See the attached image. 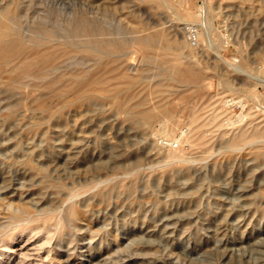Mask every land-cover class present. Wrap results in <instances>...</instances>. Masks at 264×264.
Listing matches in <instances>:
<instances>
[{"label":"rangeland","instance_id":"1","mask_svg":"<svg viewBox=\"0 0 264 264\" xmlns=\"http://www.w3.org/2000/svg\"><path fill=\"white\" fill-rule=\"evenodd\" d=\"M21 1L65 34L0 51V264H264V0Z\"/></svg>","mask_w":264,"mask_h":264},{"label":"bare ground","instance_id":"2","mask_svg":"<svg viewBox=\"0 0 264 264\" xmlns=\"http://www.w3.org/2000/svg\"><path fill=\"white\" fill-rule=\"evenodd\" d=\"M20 1H21V0H20ZM20 1H18V0H8V1L6 2V4L4 3V6H2V4H0V5H1V6H0V46H1L0 51L4 48V49H5L4 52H6L5 54H7L8 52L10 53V51L12 50V45H14V44H22L23 46H24L25 44H26V45H27V44H30V45H31V44H37V43L40 42V41L38 42V40H37L38 37L47 38L46 35H47V34H51L50 32H52V33H54L55 35H57V36H54L53 39H52V38H49V39H51V41H52V40L55 41V39H56V41H61V37H62V36H61L60 34H61V32H62V34H63L64 31L62 30V31L60 32V34H59L58 31H54V30L48 28L47 25H46V22H44V21H43L42 23H40V24H39V22L37 23V22H31V21L28 22V23L22 24V23H21V20H20V18H21V17H20V16H21L20 14H21V13L19 14ZM21 2H22V1H21ZM45 3H46V2H45ZM47 17H48V16H47ZM24 20H25V19H24ZM39 21H40V20H39ZM36 24H37V25H36ZM38 25H39V27L42 26L41 28H39L41 32H38V27H37ZM40 25H41V26H40ZM100 25H101V24H100ZM64 27H65V26H64ZM64 27H63V28H64ZM66 27H68L67 30L71 29V33L74 32V33H75V36H78V37H79V34H85V33H87V35H89V34L91 35L92 32L95 33V31H96L97 29L99 30V28H95V26H94V24H93L92 22L86 20L85 18H80V17H79L78 15H76V14H75V16L73 15V17L71 16L70 18H68V21H67V25H66ZM96 27H98V25H97ZM63 28H62V29H63ZM65 29H66V28H65ZM65 29H64V30H65ZM94 30H95V31H94ZM98 30H97V32H99ZM100 30H101V32H102L101 34H102L103 37H105V38H106V37L108 38V36H109L110 34H114L113 32H112V33L109 32L105 27H102V29L100 28ZM133 31H134V30H133ZM65 32L67 33L66 30H65ZM68 32H70V31H68ZM131 32H132V31H130V33H131ZM71 33H70V34H71ZM54 34H52V35H50V36L53 37ZM64 34H65V33H64ZM67 34H68V33H67ZM70 34H69V35H70ZM99 34H100V32H99ZM87 35H85V36L83 35V37H84V39L87 38V40H89L88 37H86ZM90 35H89V38H90ZM92 35H94V34H92ZM92 35H91V36H92ZM95 35H96V34H95ZM137 35H138V34H137ZM60 36H61V37H60ZM71 36H74V35H71ZM71 36H70V37H71ZM75 36H74V37H75ZM96 36L98 37V34H97ZM55 37H56V38H55ZM65 37H66V36H65ZM97 37H96L95 39H93V40L97 41V40H98ZM114 37H115V35H114ZM132 37H133V36H132ZM148 37H149V36H148ZM148 37H147V38H148ZM153 37H154V36H152V37H150V38H151L153 41H155V40L153 39ZM42 38H41V39H42ZM71 38H72V37H71ZM71 38H68V37H67V39H71ZM79 38H80V37H79ZM93 38H94V36H93ZM98 38H101V39H102L101 35H100V37H98ZM125 38H126V37H125ZM133 38H134V37H133ZM139 38H140V35H139ZM141 38H142V36H141ZM144 38H145V37H144ZM147 38H146V39H147ZM47 39H48V38H47ZM62 39H63V37H62ZM67 39H66V40H67ZM74 39H75V38H74ZM76 39H77V38H76ZM76 39H75V41H76ZM84 39H83V40H84ZM96 39H97V40H96ZM116 39H118V37H117ZM134 39H135V38H134ZM80 40H81V38H80ZM83 40H81V41H83ZM87 40H86V43L88 42ZM90 40L92 41V38H90ZM106 40H107V39H106ZM108 40H109V39H108ZM110 40H112V38H111ZM119 40L122 41V38L120 39V37H119ZM131 40H132V39H131ZM141 40H143V39H141ZM68 41H69V40H68ZM73 41H74V40H73ZM75 41H74V42H75ZM101 41L103 42V39H102ZM121 41H120V42H121ZM144 41H145V40H144ZM146 41H147V40H146ZM153 41H152V43H154ZM156 41H157V40H156ZM44 42H45V41H44ZM46 42H47V41H46ZM46 42H45V43H46ZM63 42H64V41H63ZM76 42H77V41H76ZM83 42H85V41H83ZM105 42H106V41H105ZM112 42H113V40H112L110 43H112ZM139 42H140V41H139ZM148 42H149V41H148ZM40 43H42V42H40ZM45 43H44V44H45ZM48 43L51 44V43H53V42H50V41H49ZM48 43H47V44H48ZM86 43H85V44H86ZM94 43H95V42H93V44H94ZM99 43L101 44L100 39H99ZM108 43H109V42H108ZM108 43H106V44H108ZM115 43H116V42H115ZM115 43H114V44H115ZM140 43H142V41H141ZM44 44H43V46H44ZM49 44H48V45H49ZM54 44H55V43H54ZM54 44H53V47H54ZM56 44H57V43H56ZM64 44H66V42H65ZM67 44H68V43H67ZM74 44H75V46L77 45L76 43H74ZM78 44H79V43H78ZM85 44H84V45H85ZM93 44H90V45H93ZM100 44H98V46H99ZM102 44H103V43H102ZM102 44H101V45H102ZM121 44H122V43H121ZM144 44L147 45V42L144 43ZM149 44H150V43H149ZM149 44H148V45H149ZM48 45H47V46H48ZM59 45H60V44H59ZM70 45H72V44H70ZM88 45H89V44H88ZM104 45H105V43L103 44V46H104ZM110 45H111V44H110ZM112 45H113V44H112ZM126 45H127V44H126ZM145 45H144V46H145ZM15 46H16V45H14L13 47L15 48ZM34 46H36V45H34ZM34 46H33V47H34ZM45 46H46V45H45ZM47 46H46V47H47ZM55 46H56V45H55ZM62 46H63V44H62ZM62 46H61V47H62ZM77 46H78V45H77ZM81 46H82V45H81ZM95 46H96V45L94 44L93 47L95 48ZM123 46H124V45H123ZM123 46H122V47H123ZM149 46H150V45H149ZM178 46H179V45H178ZM19 47H20V46H19ZM19 47H18V48H19ZM26 47H27V46H25V49H26ZM29 47H30V46H29ZM38 47H39V46H38ZM41 47H42V46H41ZM57 47H58V46H57ZM88 47H89V46H88ZM93 47H90V49L93 48ZM109 47L111 48V46H109ZM112 47H113V46H112ZM117 47H118V46H116V48H117ZM146 47H147V46H146ZM6 48H8V49H7L8 51H6ZM54 48H55V47H54ZM4 49H3V50H4ZM16 49H17V48H16ZM20 49H21V48H19V51H20ZM31 49H32V48H31ZM35 49H37V47H35ZM38 49H39V48H38ZM38 49H37V50H38ZM55 49H56V48H55ZM57 49H58V48H57ZM90 49H89V50H90ZM3 50H2V51H3ZM33 50H34V49H33ZM33 50H31V51H33ZM37 50H36V51H37ZM47 50L49 51V50H51V48H50V49H46V52H47ZM53 50H54V49H53ZM61 50H62V49H61ZM98 50H100V49L98 48ZM105 50H106V49H105ZM105 50H104V52H105ZM117 50H118V49H117ZM19 51H17V52H19ZM23 51H24V50H23ZM25 51H26V50H25ZM34 51H35V50H34ZM44 51H45V50H44ZM58 51H59V50H58ZM87 51H88V50H87ZM95 51H97V49H96ZM100 51H101V50H100ZM106 51H107V50H106ZM120 51H121V50H120ZM11 52H12V51H11ZM15 52H16V51H15ZM17 52H16V53H17ZM21 52H22V51H21ZM38 52L41 53L40 49H39ZM89 52H90V51H89ZM89 52H88V53H89ZM122 52H123V51H122ZM122 52H121V53H122ZM0 53H1V52H0ZM9 53H8V54H9ZM12 53H14V52H12ZM12 53H11V55H14V56L16 55L15 53H14V54H12ZM28 53H30V52H28ZM28 53H27V54H28ZM34 53H35V52H34ZM42 53H43V52H42ZM44 53H45V52H44ZM48 53H49V52H48ZM60 53H61V52H60ZM63 53H64V52H63ZM117 53H118V52H117ZM121 53H118V54L121 55ZM8 54H7L6 56H8ZM27 54H26V55H27ZM36 54H37V53H35L34 55H36ZM66 54H67V53H66ZM91 54L93 55V51H92ZM94 54H95V53H94ZM98 54L100 55V53H98ZM113 54H114L115 57H116V54H115V53H113ZM118 54H117V56H118ZM1 55H2V54H1ZM61 55H62V54H61ZM68 55H69V54H68ZM68 55H66V56H68ZM71 55H74V56H75V54H70V56H71ZM114 55H113V56H114ZM120 55H119V56H120ZM16 56H17V55H16ZM28 56H29V55H28ZM37 56H38V55H36V57H37ZM54 56H55V55H54ZM63 56H64V54H63ZM95 56L97 57V55H95ZM18 57H19V56H18ZM23 57H24V56H23ZM23 57H22V58H23ZM31 57L34 58L33 56H31ZM31 57H30V59L32 60ZM36 57H35V59H38V58H39L38 60H40V56H39L38 58H36ZM44 57H45V56H44ZM59 57H60V56H58V58H59ZM98 57H99V56H98ZM150 57H151V56H150ZM181 57H182V56H181ZM1 58H2V57H1ZM4 58H5V56L3 57V59H4ZM8 58H9V56H8ZM11 58H12V57H11ZM19 58H21V57H19ZM41 58H42V57H41ZM47 58H48V57H47ZM51 58H52V56H51ZM62 58H63V57H62ZM66 58H67V57H66ZM3 59H1V61H3V63H4V60H5L6 58H5L4 60H3ZM14 59L16 60V58H14ZM14 59H13V61H14ZM26 59H27V57H26ZM26 59H25V60H26ZM28 59H29V58H28ZM30 59H29V60H30ZM43 59H46V58H43ZM56 59H57V58H56ZM70 59H72V58H69V60H70ZM178 59H180V58L178 57ZM7 60H9V59H7ZM18 60H19V59H18ZM18 60H16V61H18ZM22 60H23V59H22ZM22 60H21V61H22ZM25 60H24V61H25ZM29 60H26V61L28 62ZM31 60H30V61H31ZM33 60H34V59H33ZM47 60H48V59H47ZM64 60H65V59H64ZM67 60H68V59H67ZM97 60H98V59H97ZM102 60H103V59H102ZM19 61H20V60H19ZM26 61L24 62L25 64L23 63V64H24V67L27 65V64H26ZM40 61H41V60H40ZM49 61H50V60H49ZM58 61H59V60H58ZM36 62H37V61H33L32 63H36ZM56 62H57V61H56ZM38 63H39V62H38ZM38 63H36V64H38ZM42 63L45 64V62H42ZM57 63H58V62H57ZM61 63H62V62H61ZM65 63H66V60H65ZM14 64L16 65V63H14ZM21 64H22V62H21ZM21 64H20V65H21ZM2 65H3V64H2ZM4 65H6V64H4ZM4 65H3V66H4ZM18 65H19V64H18ZM39 65H40V63H39ZM41 65H43V64H41ZM47 65H49V64H47ZM58 65H59V64H56V63L54 64V63H53V65H51V66L49 65L48 68L44 67V66H45V65H44V66H42V67H44V68H43L41 71L44 70V73H47V71H49V70H56V71H57ZM60 65H62V64H60ZM170 65H171V64H170ZM191 65H192V64H191ZM3 66L1 67V65H0L1 68H3ZM29 66L32 67V65H29ZM36 66H37V65H36ZM173 66H174V64H173ZM173 66H172V67H173ZM16 67H17V66H16ZM19 67H22V65L19 66ZM19 67H18V69H22V68H23V67H22V68H19ZM33 67H34V66H33ZM39 67H40V66H38V68H39ZM172 67H170V68H172ZM1 68H0V71L2 70ZM40 68H41V67H40ZM174 68H175V67H174ZM174 68H173V69H174ZM8 69H9V68H8ZM23 69H25V68H23ZM34 69H35V68H34ZM30 70H31V69L29 68V71H30ZM188 70H189V69H188ZM12 71H13V70H12ZM12 71H11V73H14V71H13V72H12ZM18 71H19V70H18ZM18 71L15 70V72H16L15 74H16V75H17V72H18ZM31 71H32V70H31ZM33 71H34V70H33ZM35 71H36V70H35ZM4 72H5V71H4ZM19 72H20V71H19ZM23 72H24V71H23ZM23 72H22V73H23ZM26 72H27V70H26ZM58 72H59V71H58ZM84 72H85V71H84ZM86 72H87V74H85V75H84V73L82 72L84 76L88 75V73H89V71H86ZM86 72H85V73H86ZM24 73H25V72H24ZM32 73H33V72H32ZM42 73H43V72H42ZM42 73H41V74H42ZM54 73H55V72H54ZM0 74H2V73L0 72ZM48 74H49V72H48ZM48 74H46V75L48 76ZM52 74H53V71H52V73L50 72L49 75H52ZM55 74H56V73H55ZM90 74H91V75H90V77H91L93 73H90ZM99 74H100V73H99ZM6 75H7V76H8V75L11 76L12 74H6ZM18 75H19V73H18ZM18 75H17V76H18ZM30 75H31V74H30ZM56 75H57V74H56ZM56 75H55V76H56ZM72 75H73V74H72ZM101 75H102V74H101ZM139 75H140V74H139ZM23 76H24V78H25L27 75L25 76V75L23 74ZM23 76H22V77H23ZM55 76H54V77H55ZM60 76H61V75H60ZM84 76H82V77H84ZM12 77H13V76H12ZM32 77H33V76H32ZM34 77H35V76H34ZM34 77H33V78H34ZM52 77H53V75H52ZM71 77H73V76H71ZM82 77H81V78H82ZM96 77H98L97 74H95V77H94V78H96ZM24 78H21V79L24 81ZM29 78H31V76H29V77L26 79V81H28ZM35 78H36V77H35ZM35 78H34V80H35ZM46 78H48V77H46ZM46 78H45V79H46ZM102 78H105V77L103 76ZM4 79H5V78H4ZM7 79H8V78H7ZM10 79H11V78H10ZM21 79H19V80L22 82ZM36 79H38V78H36ZM51 79H52V78H51ZM84 79L86 80V78H84ZM98 79H99V78H98ZM98 79H97V82H98ZM31 80H32V78H31ZM31 80L29 79V81H31ZM41 80H43L42 77H41ZM82 80H83V79H82ZM82 80H80V81H82ZM99 80H100V79H99ZM13 81H14V80H13ZM45 81H46V80H45ZM56 81H57V80H56ZM80 81H79V82H80ZM95 81H96V80H95ZM17 82H18V81H17ZM35 82H36V81H35ZM37 82H39V81H37ZM41 82H42V81H41ZM46 82H47V81H46ZM50 82H52V81H50ZM83 82H84V81H83ZM104 82H105V80H103V83H104ZM12 83H14V82H12ZM15 83H16V82H15ZM80 83H81V82H80ZM103 83H99V85L101 84V87H102V86H103V85H102ZM105 83H106V82H105ZM105 83H104V84H105ZM16 84H17V83H16ZM49 84H50V83H49ZM91 84H92V83H91ZM93 84H94V82H93ZM21 85H22V84H21ZM30 85H31V84H30ZM85 85H86V84H85ZM33 86H35V85H33ZM95 86H96V85H95ZM13 87H14V85H13ZM78 87H79V86H78ZM91 87H92V86H91ZM91 87H89L90 90L92 89ZM101 87L99 86L98 88L101 89ZM105 87H107V86L105 85ZM89 88H88V86H87V89H89ZM80 89H81V88H80ZM84 89H85V88H84ZM102 89H103V88H102ZM105 89H106V88H105ZM105 89H104V90H105ZM92 90H94V89H92ZM92 90H91L90 92L93 93ZM106 90H109L108 87H107ZM79 91H80V90H79ZM85 93H86V92H85ZM118 93H119V92H118ZM83 94H84V93H83ZM85 95H86V94H85ZM89 95H90V94H89ZM130 99L132 100V99H134V98H130ZM135 99H137V98H135ZM141 101H142V100H141ZM122 102H123V101H122ZM126 110H127V109H126ZM140 110H141V109H140ZM148 111H150V110H148ZM151 114H152V113H151ZM147 115H148V113H147ZM195 117H196V116H195ZM192 120H193V121L195 120V119H194V116H193V119H192ZM193 121H192V122H193ZM167 127H168V126H167ZM169 129H171V128H169ZM202 132H203V131H202ZM197 133H198V132H197ZM240 135H242V134H240ZM240 135H239V136H240ZM200 137H201V136H200ZM200 137H199V138H200ZM199 138H198V140H199ZM239 138H240V137H238L237 139H239ZM200 140H201V138H200ZM240 140H241V138H240ZM235 141H236V140H235ZM237 141H239V140H237ZM174 150H175V149H174ZM177 151H178V150H177ZM177 151H176V152H177ZM170 152H171V151H170ZM181 152H182V151H181ZM181 152L178 151V155H180L179 153H181ZM168 153H169V152H168ZM168 153H167V154H168ZM168 155H169V154H168ZM168 155H167V156H168ZM174 155H176V153H174ZM169 156H171V155H169ZM172 157H174V156H172ZM176 157H179V156H176ZM12 198H13V197H12ZM22 202H23V201H22ZM22 204H24V203H22ZM10 206H11V205H10ZM21 206H22V205H21ZM13 207H14V206H13ZM13 207L11 206L12 210H13ZM17 207H18V206H17ZM71 207H72V206H71ZM21 209H22V208H21ZM69 209H70V208H69ZM16 211H19V210H16ZM70 211H71V210H70ZM75 211H76V210H75ZM20 212H22V211H20ZM20 214H21V213H20ZM24 214H25V213H24ZM27 214H28V213H27ZM67 214H68V212H67ZM69 214H70V215H72V214L75 215V213H73V212H72V213L69 212ZM69 214H68V215H69ZM15 215H18V214H15ZM15 215H14V218H16ZM21 215H22V214H21ZM70 215H69V217L71 218ZM23 216H26V215H23ZM75 216H76V215H75ZM29 218H30V216H29ZM31 218H32V217H31ZM22 219H23V217H22ZM22 219H20V222H21ZM17 220H18V219H17ZM33 220H34V219H33ZM73 220H75V218H74ZM15 221H16V220H15ZM28 221H29V220H28ZM7 222H10V223H11V221H9V220H8ZM12 222H13V221H12ZM17 222H19V221H17ZM2 223H3V222H2ZM10 223H9V225H10ZM13 224H14V223H13ZM13 224L11 223L10 228L12 227ZM6 226H7V224H6ZM0 230H1V229H0ZM6 230H7V228L5 229V231H6ZM1 231H3V230H1ZM7 231H8V230H7ZM2 234H3V233H1V235H2ZM5 234H6V233H5Z\"/></svg>","mask_w":264,"mask_h":264},{"label":"built area","instance_id":"3","mask_svg":"<svg viewBox=\"0 0 264 264\" xmlns=\"http://www.w3.org/2000/svg\"><path fill=\"white\" fill-rule=\"evenodd\" d=\"M184 34L191 46L199 44L200 27L196 23H186L183 26Z\"/></svg>","mask_w":264,"mask_h":264}]
</instances>
